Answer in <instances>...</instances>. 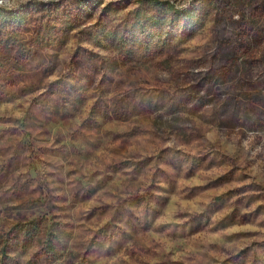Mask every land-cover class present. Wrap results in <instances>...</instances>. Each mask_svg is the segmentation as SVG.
Returning <instances> with one entry per match:
<instances>
[{"label": "rangeland", "instance_id": "374dc122", "mask_svg": "<svg viewBox=\"0 0 264 264\" xmlns=\"http://www.w3.org/2000/svg\"><path fill=\"white\" fill-rule=\"evenodd\" d=\"M0 264H264V0H0Z\"/></svg>", "mask_w": 264, "mask_h": 264}]
</instances>
